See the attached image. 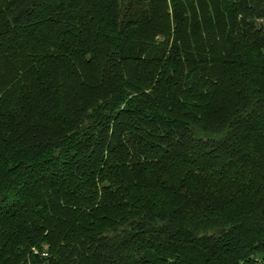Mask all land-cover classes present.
<instances>
[{
  "label": "trees",
  "instance_id": "1",
  "mask_svg": "<svg viewBox=\"0 0 264 264\" xmlns=\"http://www.w3.org/2000/svg\"><path fill=\"white\" fill-rule=\"evenodd\" d=\"M0 264H264V0H0Z\"/></svg>",
  "mask_w": 264,
  "mask_h": 264
},
{
  "label": "water",
  "instance_id": "2",
  "mask_svg": "<svg viewBox=\"0 0 264 264\" xmlns=\"http://www.w3.org/2000/svg\"><path fill=\"white\" fill-rule=\"evenodd\" d=\"M223 230L222 229H217L216 230V234L218 235L219 233H221Z\"/></svg>",
  "mask_w": 264,
  "mask_h": 264
}]
</instances>
